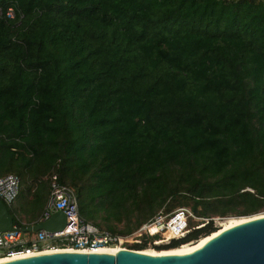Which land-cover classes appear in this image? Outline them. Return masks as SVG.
Segmentation results:
<instances>
[{"label": "trees", "instance_id": "trees-1", "mask_svg": "<svg viewBox=\"0 0 264 264\" xmlns=\"http://www.w3.org/2000/svg\"><path fill=\"white\" fill-rule=\"evenodd\" d=\"M9 174L20 180L15 225L35 224L53 175L111 233L160 210L197 218L167 245L144 235L138 251L262 214L264 0H0ZM21 201L40 210L24 219Z\"/></svg>", "mask_w": 264, "mask_h": 264}, {"label": "built area", "instance_id": "built-area-1", "mask_svg": "<svg viewBox=\"0 0 264 264\" xmlns=\"http://www.w3.org/2000/svg\"><path fill=\"white\" fill-rule=\"evenodd\" d=\"M7 15L13 17L11 9ZM19 188L18 176L9 174L0 177V200L11 206L18 197ZM59 210L63 211L66 217L62 230L48 232L41 229L36 232H23L19 228L26 224L22 223L14 224L11 230L0 231V259L20 258L56 250L94 252L101 248L133 249L132 246L139 243L144 235L155 236L152 241L154 246L167 245L187 234L189 218L194 217L187 207H179L170 214L160 210L129 234L111 233L86 222L79 215L78 202L72 190L59 183L57 175H53L47 200L35 223L48 220ZM152 246L149 245L148 248H153Z\"/></svg>", "mask_w": 264, "mask_h": 264}, {"label": "water", "instance_id": "water-1", "mask_svg": "<svg viewBox=\"0 0 264 264\" xmlns=\"http://www.w3.org/2000/svg\"><path fill=\"white\" fill-rule=\"evenodd\" d=\"M63 211L43 222L22 226L23 232L62 230ZM13 216L0 200V231L14 228ZM0 264H264V214L225 226L197 246L173 253L153 255L143 250L120 249L109 252L54 251L13 258Z\"/></svg>", "mask_w": 264, "mask_h": 264}, {"label": "bare ground", "instance_id": "bare-ground-1", "mask_svg": "<svg viewBox=\"0 0 264 264\" xmlns=\"http://www.w3.org/2000/svg\"><path fill=\"white\" fill-rule=\"evenodd\" d=\"M260 215H262V214H259V215H256V216H252V217H248V218H233V217L226 218V219H224L225 221L222 223V225L220 227H217L216 231L221 229V228H223V227H225V226H228V225H231V224H234V223L246 220V219H250V218H253V217H257V216H260ZM206 237L207 236H203L197 241H194V242H191V243H188V244L180 245L179 247L174 248V249L161 250V251H157V250H153V249H147L144 252L149 253V254H153V255L173 254V253L181 252V251H184V250H187V249H190V248H193V247L197 246ZM120 249H122V248H101V249H98V250H96L94 252L118 251ZM57 251H73V250H57ZM76 251L88 252V251H85V250H76ZM47 252H54V251H43L41 253H47ZM8 260H11V259L10 258H3V259H0V262H4V261H8Z\"/></svg>", "mask_w": 264, "mask_h": 264}, {"label": "rangeland", "instance_id": "rangeland-1", "mask_svg": "<svg viewBox=\"0 0 264 264\" xmlns=\"http://www.w3.org/2000/svg\"><path fill=\"white\" fill-rule=\"evenodd\" d=\"M19 204L24 205V206H22L23 211L21 210V214H22V216H23L24 219L28 215H31L32 212H38L40 210V207H38V204L35 205V204L31 203V202H28L27 204H25V201H23V202L21 201V202H19ZM23 207H25V208H23ZM260 213L263 214L264 212H260ZM229 217H233V216H229ZM226 218L227 217H224V218H215L213 220V223H214L215 226L220 227L222 225V223L225 221L224 219H226ZM233 218H236V217H233ZM192 219H194L195 221L197 220L196 217H194V218L192 217ZM150 249H154V248H150Z\"/></svg>", "mask_w": 264, "mask_h": 264}]
</instances>
